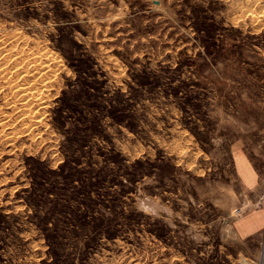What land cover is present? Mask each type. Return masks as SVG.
<instances>
[{
  "label": "rangeland",
  "instance_id": "rangeland-1",
  "mask_svg": "<svg viewBox=\"0 0 264 264\" xmlns=\"http://www.w3.org/2000/svg\"><path fill=\"white\" fill-rule=\"evenodd\" d=\"M16 2L0 67L58 63L0 76V264H264V0Z\"/></svg>",
  "mask_w": 264,
  "mask_h": 264
},
{
  "label": "bare ground",
  "instance_id": "bare-ground-1",
  "mask_svg": "<svg viewBox=\"0 0 264 264\" xmlns=\"http://www.w3.org/2000/svg\"><path fill=\"white\" fill-rule=\"evenodd\" d=\"M249 4V3H248ZM7 42V41H6ZM26 44V43H24ZM2 46L1 48H3V45H0ZM23 47V46H22ZM9 51V50H8ZM2 52V51H1ZM5 52V51H4ZM3 52V53H4ZM12 52V51H11ZM17 54L14 56V55H10V57L13 58V66L12 68L14 69L15 71V74H13V72L11 71V69H0V76L1 78L8 84V87H11L12 91L11 92H14L15 91V88H17V94L19 95H23V101L25 99H31V105H28L26 106V109H25V113L28 112L30 113L29 115H31L34 110L32 109L33 108V103H35V105L37 104L36 102H39V104L43 103L44 101L47 103V101L45 100L46 98L49 99L47 97V95L45 94L47 90H45L46 88L48 89L49 86H51L49 88V90L51 89L52 90V85H53V79H54V73H55V70H52L53 68H55V63H58L57 62V57L55 55H53L52 53H49V51L47 50H44V49H36V51L34 50H30V49H23V48H20V50H16L15 51ZM14 52V53H15ZM3 53H0V54H3ZM10 57L7 56L8 58V61H10L11 59H9ZM7 61V59H6ZM7 61V62H8ZM6 62V63H7ZM54 62V64H53ZM4 62L0 63L3 64ZM10 64V63H9ZM53 64V65H52ZM5 65V64H3ZM8 65V64H7ZM6 65V66H7ZM9 66V65H8ZM7 66V67H8ZM33 66V67H32ZM58 67V66H57ZM52 73V74H51ZM12 75H14V79L12 77ZM23 76V77H22ZM19 78H21L20 80H18ZM18 80V81H17ZM19 82H21V84L19 85ZM1 83V82H0ZM50 84V85H49ZM3 85V83L1 84ZM4 87V86H3ZM6 87V89L8 88ZM20 87V88H19ZM5 88V87H4ZM3 89V88H2ZM47 91L48 93L50 91ZM7 92V90H6ZM16 94V95H17ZM46 95V96H45ZM13 96V95H12ZM8 97V96H7ZM16 97V96H15ZM14 97V98H15ZM13 98V97H12ZM8 99V98H7ZM15 100V99H14ZM44 100V101H43ZM19 102H22V101H18ZM30 102V101H29ZM16 103V102H15ZM17 103V104H18ZM9 104V103H8ZM14 104V103H13ZM44 104V103H43ZM6 105V104H5ZM12 105V104H11ZM34 105V106H35ZM49 105V104H48ZM46 105V106H48ZM1 107V106H0ZM11 107V106H10ZM25 107V106H24ZM37 107V105H36ZM39 108V107H38ZM37 108V110H38ZM47 108V107H46ZM45 108V109H46ZM24 110V109H23ZM33 110V111H32ZM36 110V108H35ZM36 110V111H37ZM41 111V110H40ZM44 111V110H43ZM14 112V111H13ZM39 112V111H38ZM3 113V112H2ZM17 113V112H15ZM19 113V112H18ZM42 113V112H41ZM7 114V113H6ZM10 114V113H9ZM13 114V113H11ZM10 114V115H11ZM22 114V113H21ZM8 115V114H7ZM28 115V114H27ZM35 116V114H33ZM33 116V117H34ZM39 116V114H38ZM36 116V117H38ZM42 116V115H41ZM40 116V117H41ZM11 117V116H10ZM32 117V118H33ZM34 117V118H36ZM38 117V118H40ZM27 118V117H26ZM31 118V117H30ZM29 116H28V120L30 119ZM4 119V118H3ZM7 119V117H6ZM23 119V118H22ZM6 122V121H5ZM12 122V121H11ZM27 122V121H26ZM35 122V121H34ZM37 122V121H36ZM4 123V122H3ZM30 123V122H28ZM13 124V123H12ZM31 124V123H30ZM23 125V124H22ZM33 125V124H31ZM29 127V126H27ZM26 127V128H27ZM7 128V127H6ZM30 128V127H29ZM36 128V127H35ZM5 131V130H3ZM2 131V132H3ZM8 142V141H7ZM13 148V147H12Z\"/></svg>",
  "mask_w": 264,
  "mask_h": 264
},
{
  "label": "trees",
  "instance_id": "trees-1",
  "mask_svg": "<svg viewBox=\"0 0 264 264\" xmlns=\"http://www.w3.org/2000/svg\"><path fill=\"white\" fill-rule=\"evenodd\" d=\"M20 2V0H18V2H16V3H19Z\"/></svg>",
  "mask_w": 264,
  "mask_h": 264
},
{
  "label": "built area",
  "instance_id": "built-area-1",
  "mask_svg": "<svg viewBox=\"0 0 264 264\" xmlns=\"http://www.w3.org/2000/svg\"><path fill=\"white\" fill-rule=\"evenodd\" d=\"M236 212H238V210H236Z\"/></svg>",
  "mask_w": 264,
  "mask_h": 264
}]
</instances>
